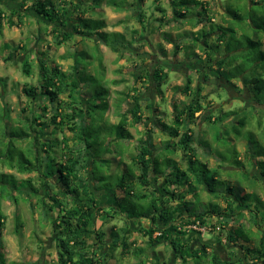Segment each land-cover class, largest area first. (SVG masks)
Listing matches in <instances>:
<instances>
[{"label": "trees", "instance_id": "1", "mask_svg": "<svg viewBox=\"0 0 264 264\" xmlns=\"http://www.w3.org/2000/svg\"><path fill=\"white\" fill-rule=\"evenodd\" d=\"M102 1L93 0L95 5L93 8H97L96 6H99ZM171 1L176 4L174 8L175 16L182 18L188 16V14H197L199 16L197 18L198 22L206 27L192 33H179L177 38H171V35L163 32V35L166 38H170V42L175 44V55L182 50L187 53L189 59H197L202 64V54H205L207 56V65L211 61L216 60L220 75L223 76L226 72L227 75L225 77L232 84L233 79L241 78L242 83H245L244 86L249 90L251 104L255 102V104L264 108V48L262 47L264 37L260 35L264 36V0H253L255 3L253 7H249L246 2L241 3L239 0L237 3H226L224 7L231 20L236 19L239 21L236 26H232L231 23L227 26L214 23L213 16L208 14L205 2L202 0ZM108 2L116 6L115 2L110 0ZM34 6L38 14V20L48 26H53L52 33H58L57 44H64L72 39L74 35H79L83 38H92L96 46L95 53L82 49L75 53L63 55L64 58H73L74 67L72 71L63 70L57 64L50 66L47 53L40 52L37 60L39 73L42 78L41 85L39 89L37 86H30L23 90L30 97L36 98L40 94L43 96L42 99L49 100L53 104L56 102V105L49 106L46 104L41 107L43 112L49 109L54 112L50 115L49 121L44 119L46 118L44 113L35 112L33 120H28L27 129L21 126L10 129L5 128L2 132L3 139L0 141V147L9 143L13 150L11 151L10 161L0 160V162L7 163L22 173H37L39 185L35 186L33 183L34 177L19 179L13 173L0 171V264H6L4 246L2 245V232L6 219L3 211V198L6 196L13 197L17 201L18 199L13 196L12 190L23 191V188L26 189L29 185L35 192H39L42 187L45 188V192L41 194L39 201L42 203L46 213L56 210L57 215L52 219V224L53 229L59 236L57 239L59 241L58 259L60 264H100L102 259L111 256L110 251L117 248L119 244L122 252L128 253L130 246L135 244V241L130 239L135 231L146 236L150 246L158 244L161 240H164L163 242L169 241L177 255L184 260L187 259V256H190L195 264H237L236 261L231 260L229 257H223L218 253H213L212 257L209 258L210 242L201 239L198 246L194 248L193 244L184 241L187 238L181 237V234L190 225H206L210 216L217 217L219 226L222 229L229 227L228 240L245 251L239 261L244 262L251 254H255V257H252L255 260L252 264H264V251H261L264 245V232L257 237L259 246L253 248L245 245V242L249 243L251 238L257 236L250 228L247 229L240 222H237L238 225L230 226V222H236L239 217L244 216L245 210L252 214L255 221L261 212V219L264 220V200L259 194L255 193V190L246 191L244 187H241L238 184L240 179L226 188H216V184L221 180L218 179L216 170H212L207 163L198 158L192 145V134L188 133L189 129L183 134L180 132L184 122H187V119L192 122L195 112L203 108L197 98L201 87L198 86L197 89L194 88L193 90L192 79L189 77L183 87V92L184 94L190 92L194 94L191 102L185 104V101H183L185 106L182 110L179 105L174 103L175 109L180 110V113L175 114L173 124L165 122L160 117L156 118L157 124L162 126L165 131H168L170 136H180L181 149L183 151L182 158L186 160V168L182 167L178 160L165 155L164 150L157 154L154 153L157 147L154 145L150 127L145 130L147 137L138 139L137 151L130 155V163H124L122 162L123 156L127 152L122 154L116 152L120 149V146H117L118 141L116 139L127 138L129 141L132 138L129 127L142 122L143 117L140 112L139 98L133 97L134 100L131 102L133 105L123 110L122 101L129 99L128 97L130 96L129 93H122L125 98L119 97V102L116 104L120 120L117 123H109L105 119V112L110 105L108 102L109 86L106 84L107 86L103 90L104 93H102L106 95L102 101H99L97 97L92 95L91 88H88L91 85L88 81L89 77L98 76L99 74L104 80L106 78V68L102 55L99 54L96 65L94 61L96 54L99 52L98 45L100 43L105 44L115 52L120 51L119 45L110 40L108 32L118 34V36L123 35L124 39L127 33L115 30L100 31L107 27L106 21L83 16L82 13L86 12L83 1L60 0V2H56L55 0H35ZM199 6L202 8L203 13H200L199 10L196 11ZM124 7L125 5H120L117 8L122 9ZM80 9L81 12L76 13ZM74 12L76 15H73ZM3 13L4 9L0 6V34H2L3 28ZM140 15L142 17L143 14L141 13ZM13 16L18 18L19 23H23L24 13H21L18 8H13L11 17L7 21L9 25H15L14 19H12ZM70 17L73 24L72 29L69 30L66 27L71 22ZM160 19L163 20V17ZM177 20L179 19L177 18ZM225 22L229 23L230 21L227 19ZM114 24H121V20ZM207 24L209 29L206 26ZM238 29H240V34ZM137 31L136 29L134 30L135 33ZM212 33H216L215 41L217 42H213L217 44L214 45L208 38ZM185 38L192 39V42L182 45V39ZM134 40H129L128 44L133 45ZM20 48H24V46L22 45ZM194 49H201L202 54L198 55ZM163 53L165 56L167 55L166 51ZM9 56L13 55L10 53ZM90 66H93L94 73L90 71ZM227 66L230 68L226 71ZM23 71L27 75L31 74V64L28 61L23 64ZM145 75L147 78H154L157 88L163 95L161 86L167 83L164 66H158L152 75L149 71H146ZM225 77L223 76V78ZM111 82L118 83L119 81L112 79ZM66 90L72 99L69 107L59 97L60 92ZM219 110L222 111L226 118H233L232 124L236 132H239L238 126L244 127L249 122L250 118L248 119L247 114L241 116L240 119L238 117L236 119L237 111L232 109L226 111L223 108ZM237 110L240 111L242 108ZM96 122L99 123L95 125L94 123ZM51 124L54 125V128L48 131L47 127ZM262 124V122H257L256 126L263 127ZM64 125L68 126V129L74 134L75 143L72 145L69 143L70 140L68 138L61 139L57 135L58 128H63ZM115 128L118 136L113 130ZM27 138L29 142L26 146H17V141ZM167 142L165 150L169 152V150L175 151L177 149V143L174 140L172 142L168 140ZM39 143H42V148L38 146ZM114 143L117 147L114 146ZM58 152H60V155H58ZM112 152L119 156L123 155L118 166L119 170L128 171V168L133 166L135 171L134 173H124L122 179L117 182L115 187L108 188L106 184L104 187H100L99 183L101 184V181L105 180V175L117 173L97 175V164H101L102 167L103 165H108L107 167L110 168L113 158H107L106 155H112ZM257 154L263 157L264 149L258 150ZM58 156H61L60 161H58ZM252 158L255 157L252 156ZM165 162L168 165L174 162L176 168H179L177 172L180 171L181 173L173 174L166 171L163 168ZM237 162L239 163V160ZM259 163L261 162L257 161L256 163L258 169H260ZM123 164L125 165L124 168L121 167ZM261 164L264 167V160H262ZM209 172L211 174H208ZM131 174L132 177H130ZM260 174L261 176L254 174L253 171L246 172L247 179L251 176L259 181L262 177L264 182V169L260 171ZM160 176L164 177V181L159 186ZM152 179L157 182L156 185ZM193 179L207 186L215 196L224 195L223 197L227 201L226 207L221 208L212 202H203L199 198V187L192 182ZM225 181L229 183L226 179ZM93 188L96 191L104 189L121 191V194L119 192L115 193L114 199L109 197L107 202H104L105 204H111L108 206H110L109 209L111 208L114 214H121L127 219L126 226L119 229L116 227L111 228L107 237V233L102 228L97 227V219L104 214L107 217L113 215H108L107 211L103 212V208H101L103 207L102 200ZM223 190L226 191L225 194L222 193ZM188 194H193L195 201L186 200L185 198ZM44 196L48 198L50 203L47 202ZM127 197L132 199L133 205L136 204L134 197L139 201L150 199L151 208L140 211H136L135 207L129 209L126 205ZM172 200L182 201L187 211V214L177 219L178 223L174 224H172V216L183 211L179 210L178 205L171 204ZM46 202L48 207H45ZM198 204L201 206L199 210L196 208ZM242 207L243 210H240ZM91 210H93V215L90 213ZM143 217L148 219L149 223L147 225H142L137 229L132 227L131 220H142L141 218ZM190 230L193 233H198V238H201V231H196L194 227L190 228ZM156 232L158 233L155 235ZM108 239L111 240L110 243ZM106 247H109V249L106 250ZM145 252L146 247H133V253L139 258ZM135 264H147V262L140 259ZM248 264H251V262Z\"/></svg>", "mask_w": 264, "mask_h": 264}, {"label": "rangeland", "instance_id": "2", "mask_svg": "<svg viewBox=\"0 0 264 264\" xmlns=\"http://www.w3.org/2000/svg\"><path fill=\"white\" fill-rule=\"evenodd\" d=\"M55 1L60 2V0ZM79 1L85 3L84 7L86 12L82 13L83 16H90L95 20L98 18L106 21L107 27L100 31L108 32L116 30L127 33L124 39L123 35L118 36V34L108 32L110 40L119 45L120 51L115 52L110 47L100 43L98 45L99 52L96 54V59L94 58V61L96 65L99 54L102 55L103 63L106 68V83L100 74L98 76L89 77L88 81L91 83L88 88H91L90 91L92 95L97 97L99 101H102L106 95L102 94L107 86L106 84L109 86L110 94L108 96V102L110 105L109 109L105 112L106 122L117 123L120 120L116 108L119 97H123L124 99L125 93H129L130 96L128 97L129 99L122 101L121 105L123 110L133 105L131 104L134 100L133 97L139 98L140 112L143 117L142 122L129 127L132 133V138H130L129 141L127 138L116 139L118 141L117 146H120V149L116 152L119 154L127 152L124 156L120 155V157L123 156L122 162L130 163V155L137 151L138 139L140 137L146 138L147 135L145 130L147 127H150L152 131L151 136L156 145L167 144L168 140L170 142L174 140L177 143V149H175V151L169 150V152L166 151V153L169 157L178 160L180 165L186 168V160L182 158L183 151L181 149L182 144L180 143V136H170L168 131H165L162 126L157 124L156 118L160 117L165 122L173 124L175 114L180 113V110L175 109L174 103L179 105L182 110L185 104L190 103L191 99L194 97L192 92L188 94H184L183 92V87L187 83L185 63L187 60H190L194 64V67L189 70L192 79V89L194 90L198 84L199 87H201L198 99L201 100L200 102L203 108L201 111L195 113L192 122H189L188 119L187 122H184V125L180 128L181 134L187 132L189 129L188 133L190 132L192 134V145L198 158L207 163L212 170H216L219 177L218 179H221L220 182L216 184V188H226L240 179L238 184H240L241 187H244L246 191H251V189L255 190V193L259 194L264 200V182L262 177L258 181L251 176L247 179L246 176V172L248 171H253L254 174L261 176L260 171L264 169L261 164L262 160H264V156L260 157L257 154L258 150L264 149V108L255 104V102L251 104L249 90L244 86L245 83H242L241 78L232 80L235 87L228 86L230 89L229 92L232 94L231 97L223 88L219 89L216 85L218 83L217 81H215L213 85L210 83L211 80L203 82V71L201 68L206 70L207 56L202 54V50L194 49L198 55L202 54V64H200V61L197 59H189L187 53L182 50L175 55V44L170 42V38H166L163 35V32H167L171 35V38H177L179 33H192L193 31H198L205 27V25L203 26V24L198 22V16L195 14H188V16L182 18L175 16L172 12L171 0H143L139 2L138 0H110L115 2L116 6L109 4L108 0H103L99 6H96L97 8H93L95 7L93 0ZM237 1L238 0H210L211 12L209 15L213 16L214 23H220L225 26L231 23L232 26H236L239 21L236 19L231 20V17L224 12V6L228 2L237 3ZM239 1L248 4L247 0ZM34 5L35 0H0V6L4 9L2 15L3 28L2 34H0V141L3 139L2 132L5 128L10 129L23 126L27 129L28 120H33L35 112L44 113L46 117L44 119H46V121H49L50 115L54 112L52 109L43 112L41 107L46 104L53 106L57 104L56 102L53 104L49 100L42 99L43 96L40 94L37 95L36 98L30 97L25 94L23 90L30 86H37L39 89L41 85L42 78L39 73V64L37 60L40 52L47 53L50 66L57 64L66 71L73 70L74 60L72 57L64 58L63 55L75 53L82 49L90 53H95L96 45L92 38H83L82 36L74 35L72 39L64 44H57L56 38L58 33H52L51 30L53 26H48L46 23L38 20V14L34 9ZM120 5H125V7L118 9L117 7ZM13 8H18L21 13H24L25 17L23 23H19L18 18L13 16L12 19H14L15 25L11 26L7 21L11 17ZM137 11L143 13L144 18L142 20L138 18ZM79 12H81V9L76 11V13ZM76 13L74 12L73 15H76ZM162 17L163 20L160 19ZM177 18L179 20H177ZM227 19L230 21L229 23L225 22ZM119 20H121V24H114ZM70 21L68 27H66V29L69 30L72 29L73 24L71 17ZM206 26L209 29V25L207 24ZM135 29L138 30L137 33L134 32ZM238 32L240 34V29H238ZM260 35L264 37L262 34ZM215 37L216 33H212L208 36L209 40L212 42L215 41ZM133 39H135L133 45H129V40L132 41ZM191 42L192 39L190 38L182 39V45ZM22 45L24 48H20ZM262 47L264 48V40ZM164 51L167 53L166 56L163 53ZM10 53L13 56H9ZM157 59L161 62H157L160 64L159 66H164L166 71L165 79L167 83L161 86L163 95L160 93L159 89L156 88V81L154 78L152 77V79H150L145 75L146 71L153 74L154 69L150 70L149 67L156 63L154 60ZM25 61L31 64L32 72L30 75L25 74L23 71V64ZM217 68L218 66L216 65L214 69L219 73ZM229 68L230 67L227 66L226 71ZM90 71L94 73L93 66H90ZM208 74V77H212L214 73L210 70ZM225 75H227L226 72L223 76L225 77ZM112 79L119 82L112 83ZM225 79L228 80L227 77H225ZM229 80L231 79L229 78ZM213 88L215 90L212 91ZM59 97L65 104H68V107L72 103V99L69 97V92L67 90L60 92ZM153 99L155 101H153ZM183 101H185V104ZM220 108L226 109V111L230 109L237 111L236 119H240L241 116L247 114L248 119L250 118L251 120L249 119L248 124L244 127H240L241 125L238 126L239 132H236L232 124L233 118H226L222 114V111L219 110ZM238 108H242V110L238 111ZM257 122H262L263 127L256 126ZM98 123L99 122H96L94 124L96 125ZM102 125H104V123H102ZM53 128V124L47 127L48 131H51ZM113 130L117 135L116 128ZM57 135L61 139L68 138L71 145L75 143L73 139L74 134L66 125H64L63 128H58ZM28 142L29 139L27 138L19 140L16 143L17 146L24 147ZM41 144L42 143H39L38 146L42 148ZM114 146H116L115 143ZM12 150L13 148L10 147L9 143L0 147V160L10 161ZM58 155H60V152H58ZM111 156L118 157L119 155L113 154V152L112 155H106L107 158ZM163 156L165 155L163 154ZM252 156L256 159L252 158ZM60 160L61 156H58V161ZM237 160H239V163ZM257 161L261 162L259 163L260 169L257 168ZM90 165L92 166L91 161ZM107 166L108 165H103L102 167L101 164H97V175L117 173L114 175H105V180L101 181V184L99 183L100 187H104L105 184L108 188L115 187L117 182L122 179L124 173H134L135 171V167L133 166H130L128 171H124V169L119 170L117 161H114V163L112 162L110 168ZM163 168L173 174L181 173L180 171L177 172L179 168H176L174 162H171L170 165L165 162ZM1 170L7 173H13L19 179H30V177H34L32 180L33 183L35 186L39 185L38 176L35 172L22 173L19 172L17 168L11 167L3 162H0V171ZM208 174H211V172ZM130 177H132V174ZM225 179L231 184L227 183ZM192 182L199 187V198L203 202H212L219 205L221 208L226 207L227 201L224 199V195L222 196V194H219L215 196L207 186L200 184L196 179H193ZM94 191L96 194L100 192L95 189ZM12 192L13 196L17 197V201H15L13 197L7 196L4 197L2 201L3 211L6 215L5 226L2 232V245L4 246L6 264H60L58 259L59 241L57 239L59 236L53 229L52 224V219L57 215L56 210L46 213L42 207V203L39 201L41 194L45 192V188L42 187L39 192H35L29 185L26 189L23 188V191L12 190ZM119 193L121 192L119 191ZM222 193L225 194L226 191L223 190ZM44 197L48 202V198L46 196ZM134 198L136 203L134 205L130 197L126 199V205L129 209L135 207L136 211H140L151 208L150 199L139 201L136 197ZM185 199L195 201V196L193 194H188ZM47 202L45 207H48V203H50ZM102 205L103 207L101 208H103V212L107 211L108 215H113L107 217L104 216V214L97 219V227L102 228V230L107 233V237L111 228L116 227L119 229L126 226L127 219L121 214H114L111 208L104 207L106 206L105 202L104 204L102 203ZM196 208L199 210L201 208L200 204H198ZM179 210L183 212H181L182 214L179 212L175 213L172 216V224L178 223L177 219L187 214L184 204L179 207ZM240 210H243V207ZM90 213L93 215V210H91ZM244 213V216L239 217L238 221L230 222V226L238 225L237 222H240L247 229L250 228L257 236L251 238V242H245V245L255 248L259 246L257 237L261 236L264 232V220L261 219L262 213L260 212L258 214V219L256 221L248 210H245ZM141 219L149 223L147 218L143 217ZM194 226L197 227L195 228L196 231L201 228V230H199L202 232L200 235L201 238H198V233H193L190 230V228ZM205 226L206 231H203L204 226L201 224L190 225L186 228L184 233L181 234V237L184 239L187 238V240L184 241L193 244L194 248L198 246L201 239L210 242L209 258L212 257L213 253H218L223 257H229L231 260L236 261L237 264H248L249 262L252 264V262L255 261L254 258H252L255 257V254H251L244 262L239 261V259L243 257L245 251L228 240L227 235L229 227L222 229V227L219 226L216 216H210ZM130 239L134 240L135 244L130 246L128 253H123L119 244L117 248L110 251L111 256L102 259L100 264H135L139 262L140 259L145 260L147 264H195L190 256H187V259L184 260L181 256L177 255V253L173 251V247L169 241L156 244L158 251L163 250L165 253V260H159V254L152 252L154 245L150 246L148 238L142 233L135 232ZM108 241L110 243L111 240L108 239ZM134 246L146 247V252L141 258L133 253ZM105 249L108 250L109 247ZM261 251H264V245Z\"/></svg>", "mask_w": 264, "mask_h": 264}, {"label": "flooded vegetation", "instance_id": "3", "mask_svg": "<svg viewBox=\"0 0 264 264\" xmlns=\"http://www.w3.org/2000/svg\"><path fill=\"white\" fill-rule=\"evenodd\" d=\"M137 1V0H136ZM139 1H143V0H138V2ZM202 1H204L205 2V6H206V8H207V10H208V14H210V12H211V7H210V5H211V3H210V0H202ZM218 1V0H217ZM248 1V6L249 7H253V6H255V3H254V1L253 0H247ZM171 5H172V12H173V14H174V8H175V3H173L172 1H171ZM162 9V8H161ZM163 10V9H162ZM200 11V13H203V10H202V8L199 6L198 8H197V10L196 11ZM164 11V10H163ZM138 12V18L140 19V20H142L143 18H144V15H142V17H141V11H137ZM224 12L225 13H227L226 12V9H225V7H224ZM143 14V13H142ZM196 16H198L197 14H195ZM197 18H199V16L197 17ZM215 34V33H214ZM216 38V37H215ZM215 42V41H214ZM212 43L213 45L214 44H217V43ZM156 63H154V64H152L150 67H149V69L150 70H155L160 64H158L157 62H159L160 60H154ZM159 63H161V62H159ZM211 63H213V64H208V65H206L205 66V68H206V70H204L203 68H201L202 69V71H203V82H208L209 80H211L210 81V83H212V85H213V83L215 82V81H217L218 83L216 84L218 87H219V89L220 88H223V90L225 91V92H227V93H229V95H230V97H231V93L229 92V87L228 86H230V87H235L232 83H230L228 80H226L225 78H223V76H221L220 75V73H217V71L214 69L215 68V66H216V60H214V61H211ZM186 70H185V76H186V79H188L189 77H191L190 76V74H189V70H191L193 67H194V64H193V62L192 61H186ZM212 71L214 74L212 75V77H208L209 76V71ZM151 73V72H150ZM151 75H152V73H151ZM152 77V76H151ZM152 79V78H151ZM232 85V86H231ZM198 86H199V84H198ZM198 86L196 87V89L198 88ZM215 86V85H214ZM156 88H157V85H156ZM213 90H215L214 88L212 89V91ZM154 98V97H153ZM198 98V97H197ZM199 100V99H198ZM153 101H155L154 99H153ZM199 101H201V100H199ZM155 111V110H154ZM201 111V110H200ZM197 112H199V111H197ZM197 112H195V113H197Z\"/></svg>", "mask_w": 264, "mask_h": 264}, {"label": "crops", "instance_id": "4", "mask_svg": "<svg viewBox=\"0 0 264 264\" xmlns=\"http://www.w3.org/2000/svg\"><path fill=\"white\" fill-rule=\"evenodd\" d=\"M116 31V30H115ZM154 145H156V143H154ZM156 150H155V154H157V153H160L161 151H163L164 150V152H165V155H167V153H166V151L167 150H165L166 149V144H161V145H156ZM112 158H113V163H114V161H117V167L119 166V163H120V160L122 159L120 156H111ZM111 165H112V163H111ZM124 164L121 166L122 168H124ZM152 181H153V183L156 185V183L157 182H155L154 181V179H152ZM164 181V177L163 176H160L159 177V186L161 185V182H163ZM178 190V189H177ZM120 190H116V191H114V190H108V189H104V190H101L100 192H99V196H100V198H101V200H102V203L104 202V201H106V200H108L109 199V197H112L113 199H114V196L116 195L115 193H118ZM121 192V191H120ZM121 194V193H120ZM187 200V199H186ZM189 201V200H188ZM104 204V203H103ZM171 204H175V205H178L179 207H181L182 206V201H180V200H172V202H171ZM106 206H104V207H110V206H108V205H111V204H105ZM131 222V225H132V227H134L135 229H137L138 227H140V226H142V225H147V223L148 222H144V221H142V220H140V219H138V220H136V219H134V220H131L130 221ZM135 232H137V231H135ZM134 232V233H135ZM138 233V232H137ZM158 232H156L155 233V235L157 234ZM161 242H163V240H161ZM152 252L153 253H158L159 255H158V259L159 260H165V253L163 252V250H161V251H158V248H157V246L156 245H154L153 246V250H152Z\"/></svg>", "mask_w": 264, "mask_h": 264}, {"label": "built area", "instance_id": "5", "mask_svg": "<svg viewBox=\"0 0 264 264\" xmlns=\"http://www.w3.org/2000/svg\"><path fill=\"white\" fill-rule=\"evenodd\" d=\"M194 228H197L196 226H194ZM204 229H203V231H206V226L204 225V227H203ZM199 230H201V228L199 229Z\"/></svg>", "mask_w": 264, "mask_h": 264}]
</instances>
